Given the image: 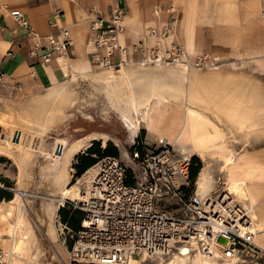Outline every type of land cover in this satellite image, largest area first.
<instances>
[{"label":"crops","instance_id":"obj_1","mask_svg":"<svg viewBox=\"0 0 264 264\" xmlns=\"http://www.w3.org/2000/svg\"><path fill=\"white\" fill-rule=\"evenodd\" d=\"M115 5V0H0V78L10 87L18 84L30 92L33 88H38L37 93L47 95L49 88L57 84L63 85L71 77L78 78L101 67L91 60L97 33L91 23L94 17L109 21ZM14 8H19L24 13L33 25L34 33L24 29L10 13ZM263 8L264 0H135L128 6L124 19L126 29L119 37V43L124 47L128 46L127 53L115 49L110 55L112 62H122L126 71H137L145 64H139L141 60L130 46L147 38L152 27L169 26L170 32L162 42L163 48L180 42L189 52L192 61L194 56L201 54L212 57V68L185 71L179 67L177 72L168 71L166 77L161 75L165 84L171 83L174 77L178 78V82L175 79L178 86H164L162 92L167 102L171 93L180 94L179 88L184 87L185 92H188L185 102L189 106H195L199 113L207 114L208 122L215 123L220 130L225 127L235 138L232 150H222L216 155L217 158L220 157L218 163L221 162L218 169L224 172L225 191L229 183H234L236 190L233 197L253 212L254 226L258 219L264 222ZM58 10H61V14ZM62 26L69 29L73 47L44 61L42 55L51 36L59 33ZM112 66L118 69L121 67L114 64ZM189 92L195 97L194 102L191 101ZM3 120L0 117L1 127L4 125ZM243 120L245 123L241 128ZM175 124L178 125V119ZM189 124L183 119L181 128L171 136L173 141L182 144L188 142L191 128ZM156 138L149 133L147 144ZM0 142L6 144V138L0 139ZM102 147L105 148L103 142ZM185 148L192 157H201L191 145L186 144ZM84 149L73 154L72 165L76 161L75 156ZM16 151L20 152L19 149ZM36 157L33 154L28 158L27 164L37 159ZM252 164H258L263 172L252 175L249 172L254 169V166H250ZM209 165V162H205L202 169L207 167L211 172ZM211 175L214 181L212 172ZM51 184L48 186L52 192L50 195L37 191L29 194V216L33 224L30 223V226L37 246L36 252L46 245L57 248L60 234L65 233L67 228L74 229L73 224L77 223V213H74L71 206L67 203L60 205L56 197L51 196L59 193L53 191L56 185L52 179ZM248 192L252 193L256 203L254 206L250 204ZM61 208L65 211L61 212ZM10 223L7 222L6 229L9 233L7 237L13 236L12 248L14 235L11 233ZM258 233L256 242L264 249V228ZM17 260L14 257L11 264H15Z\"/></svg>","mask_w":264,"mask_h":264},{"label":"built area","instance_id":"obj_2","mask_svg":"<svg viewBox=\"0 0 264 264\" xmlns=\"http://www.w3.org/2000/svg\"><path fill=\"white\" fill-rule=\"evenodd\" d=\"M115 1L109 21L94 17L91 23L97 30L91 60L100 66H119L121 62L113 63L110 59L111 53L115 49L127 53L128 49L119 43V37L126 29L128 6L135 0ZM58 12L61 14V10ZM10 13L24 29L34 33L33 25L19 8ZM261 16L264 22V8ZM169 32V26L152 27L147 38L130 48L143 61L149 58L154 63L176 64L182 57L191 68L212 66L208 54L194 56L191 63L192 57L180 42L163 48L162 42ZM72 47L69 29L62 26L59 33L51 36L42 58L47 61ZM21 135L22 131L16 129L12 143L20 142ZM0 137L7 138L2 127ZM160 143L159 149L145 154L134 149L130 167L118 156H102L82 198L65 201L64 205L82 212L80 226L67 228L72 241L66 264H126L131 256L144 253L150 257L169 256L178 245L191 244V240L197 241L198 249L210 260L222 264H263L264 249L254 241L253 219L243 204L224 191L211 199L203 198L197 189H186L192 159L177 155L173 146L162 139ZM63 149L59 145L60 155ZM7 258L0 248V264H9Z\"/></svg>","mask_w":264,"mask_h":264},{"label":"rangeland","instance_id":"obj_3","mask_svg":"<svg viewBox=\"0 0 264 264\" xmlns=\"http://www.w3.org/2000/svg\"><path fill=\"white\" fill-rule=\"evenodd\" d=\"M139 64L142 63L140 62ZM212 66L214 65L212 64ZM212 66L209 65L208 69L212 68ZM169 67L161 65L156 67L155 64H147L137 71H127L130 75L128 82L123 81V79H117L116 84L121 91L130 90L131 93L137 94L136 96L143 97V95L147 96L152 92L158 96H164L162 92L164 86H178L175 82V79L178 82V78H173L170 81L171 83H164L163 78L169 73L168 71L177 72L180 70L179 66ZM205 69L207 68H202L201 70ZM110 72H112V68L108 66L95 68V70L80 75L78 78H69L63 85L57 84L49 88L47 95L37 93L38 88H33L34 90L30 92L18 84L10 87L0 78V117L4 118L2 130L7 135L6 144L0 142V204L11 201L17 194L13 189H18L28 209L22 210V216L29 218L32 224L29 216L31 212L28 208L31 197L29 194H34V191L45 195L52 194L51 188H48V186L52 185L51 179L56 185L53 191L59 192L57 195H51L53 197L59 198L60 190L63 187H77L78 192L81 193L86 184L90 182L93 170L91 173L85 174L87 172L86 169L82 174H79L78 169L74 166L77 160L72 165V156L76 152H73L72 149L79 140L86 143V146L82 147L85 148L83 152L97 140L101 144L103 142V146H107L110 142L112 148L116 147L118 149V157L128 167L132 165L131 152L134 149L137 148L140 151V147H142L144 152H140L141 154H145L146 151L157 150L162 145L160 138H164L163 140H167L170 143L173 142V144L176 143L177 145H172V150L177 155L191 156L189 152H186L185 148L186 144L191 145L202 158L197 157L198 163L201 164L200 168L191 161L187 189L196 190L201 174L207 172L212 182L211 187L213 190H210L211 194L214 196L222 191L221 188L224 186L225 178L224 172L218 169L221 162L218 163L220 157L217 158L216 155L220 154L222 150H232L233 142L235 141L232 134L225 127L220 130L221 128L219 129L215 123L208 122L207 114L199 113L198 109L194 108L195 106H189L185 102L186 99H184L188 92H185L184 87L183 89L180 87L178 91L180 94L172 91L173 93L166 99L167 102L162 103L161 109L155 113L154 119H158V122H156L158 128L149 131L148 126L141 122L138 134L134 138L132 129L127 125L120 113V103L115 99L116 94L111 88H105L104 79L108 78L107 76ZM189 96L191 101L194 102L195 97L192 96L191 92H189ZM117 106L118 108H115ZM144 113L145 111L142 110L140 114L141 120ZM177 119L178 125L175 124ZM183 119H186L187 124L190 123L191 127L190 138L185 144L173 141L171 138L181 128ZM204 122L207 123L204 124ZM244 123V120L243 122L241 121V128L244 127ZM16 129H20L22 135L20 142L15 144L12 143L11 137ZM149 133L154 134L157 138L156 140H150V143L147 144L146 138ZM0 139L2 138L0 137ZM57 144L58 146H56ZM59 145H61V149L64 146L61 155L58 150ZM30 146H33L32 150L28 151L27 148ZM16 149H19L20 152L16 151ZM125 152L128 155H125ZM33 154L37 156L38 160L35 159L27 164L28 158ZM102 156L104 155L94 154V157H97V162ZM58 159L59 162L57 161ZM205 162L210 163V171L213 174L214 181L208 168L202 169ZM250 166H254L252 171L248 170L252 175L263 172L258 167V164ZM200 171L201 173L199 174ZM194 173L195 175L193 176ZM71 208L74 210L72 206ZM76 210L78 216L76 220L78 221L81 213L78 212L79 209ZM2 212L3 210L0 208V218L6 220L2 218ZM1 219L0 248L7 249L12 243L10 238L7 237L9 234L6 229L8 227L7 222L12 223L13 218L7 222H3ZM59 239V244L56 245L57 248L46 245L42 246L37 252L34 250L36 252L34 260L38 264H66L69 256L68 250L72 241L69 237V230L67 229L65 233H61ZM34 248L36 249L37 246H34ZM17 253L22 255L20 248H18ZM169 261L160 263H168ZM157 263L150 260L138 262L136 259H132L128 264ZM15 264H21V259L18 258ZM210 264L216 263L210 261ZM217 264L222 263L217 261Z\"/></svg>","mask_w":264,"mask_h":264},{"label":"bare ground","instance_id":"obj_4","mask_svg":"<svg viewBox=\"0 0 264 264\" xmlns=\"http://www.w3.org/2000/svg\"><path fill=\"white\" fill-rule=\"evenodd\" d=\"M262 22H263V20H262ZM172 45H174V43ZM185 51L187 52L186 49H185ZM184 60L185 59L181 57L179 59L178 63L169 64V63H154V62H151V60L149 58H147L146 60L144 59V61L141 60L140 62L145 64V65H147V64L154 65L155 64L156 67L161 65V66L169 68V66L175 65V66H179L180 68H182L185 71H187L188 69L189 70L200 69V68H196L195 66H193L192 68L188 67ZM211 61H212V58H211ZM123 62L128 63L129 61L128 62L123 61ZM192 62L193 61H191V63ZM121 64H122V62L119 64V66H121L119 69H116L115 67H113L112 64L108 66L109 68H112V72L108 73V76H107L108 78H106V80L104 79V81H105L104 85H105V88L106 87L111 88V90L114 91V93L116 94L115 99L118 103H120L119 104V108H121L120 113H121L122 117L125 119V122L127 123V125H129V127L132 129V134H133V137L135 138L138 134L139 126H140L141 122H144L145 125L148 126L149 130H152V129L155 130L157 128V127H155L156 126L155 122H157L158 119H154V117H155V113L161 109L162 103L165 102V98H164L165 96H160V95L158 96L156 93L152 92L150 95H147V96L143 95V97H141L139 95L136 96L137 94L135 95V94L131 93L130 90H127V91L122 90L121 91L116 84L117 79H121V80L123 79V81H127V82L130 79L129 73L126 71L124 66ZM149 71H151V70H149ZM154 85H156V84H154ZM143 90H144V88H143ZM148 91H150V90H148ZM141 94H143V93H141ZM115 108H118V106ZM142 110L145 111V113L143 114V116H142L143 119L141 120L140 114H141ZM165 111H166V109H165ZM160 139L163 140L164 138H160ZM163 141H165L167 144L174 145L173 142L170 143L167 140H163ZM84 146H86V143L83 142L82 140H79L76 142L72 151L75 152ZM32 147L33 146L28 147L27 148L28 151L32 150ZM125 155H128V154L126 153ZM128 158H130V157L128 156ZM189 158H191V157H189ZM59 159L57 160L58 162H59ZM91 169H93V173L91 176V179H92L93 176L95 175L97 165L94 164ZM91 179H90V181H91ZM211 184H212V182L209 179L208 173L203 172L199 178V181L197 182L198 194H200L203 198L213 199L214 196L212 194H210V196H208L209 195L208 193L210 192V190L212 188ZM229 184L230 185L228 186L227 191H225L226 187H222L221 190L226 192L228 195L231 194V196H233V192L236 190V188L233 186L234 183H229ZM13 190L17 193L16 196L14 198H12L11 201H6L3 204H0V208H1V210H3L2 218L6 219V220H12V218H13V221H12L10 226H11V233H13V235H14V240H13L14 244L12 245V248H10L11 247L10 246L9 248L4 249L5 253L9 257V258H7L8 259L7 262H9V264H10L13 261L14 257H16V258L21 259V264H38V262L36 260H34L36 258V252L34 251L35 250L34 246H36V245H35V242H34V239L32 236V226H30L29 218L27 219L26 216H22V214H23L22 210L27 209V206L24 202V199L21 196V193H19V190L16 188H14ZM83 192H84V190L81 193L78 192L77 187L76 188H74L73 186L71 188L63 187L60 190V197L56 198V200H57L58 204L64 205L66 198L81 199L82 196L84 195ZM247 196H249L250 204L254 206L256 203L254 201L252 193L248 192ZM249 199H248V201H249ZM238 201L241 202L240 200H238ZM243 206H244V204H243ZM247 211L249 212V214L252 218L253 212H251V210H249V209ZM253 223H254V220H253ZM263 228H264V222L260 219H258L256 226H254V225L252 226V230L255 234L254 241L256 244H257V242H256L257 236L256 235L258 232L260 233L261 229H263ZM9 238H10V240H12L13 236L12 237L10 236ZM190 242H191V244L190 243L189 244L181 243L180 245H178L179 247L176 250H174L170 256H161V257H154L153 256V257H150L146 253L142 252L144 254H135V255L131 256L126 264H128L132 259H134V260L136 259L138 262H142L144 260L145 261L150 260V261L158 262L157 264H210V261H213V260H210V258L204 256L202 251H200L198 249L199 247H198L197 241L191 240ZM257 246L260 247L258 244H257ZM18 248L21 249L22 255L17 253ZM260 248L263 250L262 247H260ZM1 249H3V248H1ZM68 252H69V250H68ZM217 253L219 255L221 254L220 251H217ZM168 260H170L168 263H160V262H165ZM213 262L217 264L216 259ZM223 264H228V263H223ZM251 264H262V263L255 261V262H252Z\"/></svg>","mask_w":264,"mask_h":264},{"label":"trees","instance_id":"obj_5","mask_svg":"<svg viewBox=\"0 0 264 264\" xmlns=\"http://www.w3.org/2000/svg\"><path fill=\"white\" fill-rule=\"evenodd\" d=\"M101 145H102L101 142L97 140L90 147H88L84 152H81L75 156L77 162L75 163L74 166L78 169L79 174H82V172H84L86 169L90 170L93 167V165L97 162V157H94V154L95 155L102 154V155L118 156L119 154L118 149L116 147L112 148L110 142L107 144V146H105V148H103ZM140 152L141 153L144 152L142 147H140ZM197 157L198 156L196 155L193 156L192 161L197 164L198 168H200L201 164L198 163ZM128 172L131 177V174H132L131 170H128ZM195 173L193 174V176L195 175ZM128 182L132 183L133 182L132 178L131 179L129 178ZM64 211L65 209L61 208V212H64ZM76 211L77 210L74 209V213H76ZM78 212H80L82 216V212L80 210H78ZM81 216L79 217L77 223L73 224V228L77 229L80 226Z\"/></svg>","mask_w":264,"mask_h":264}]
</instances>
